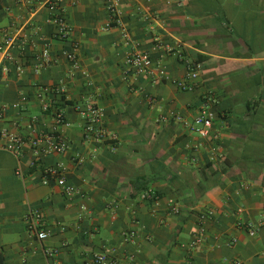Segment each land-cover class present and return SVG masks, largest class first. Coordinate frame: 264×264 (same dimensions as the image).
Masks as SVG:
<instances>
[{
  "label": "crops",
  "instance_id": "0c3cea01",
  "mask_svg": "<svg viewBox=\"0 0 264 264\" xmlns=\"http://www.w3.org/2000/svg\"><path fill=\"white\" fill-rule=\"evenodd\" d=\"M49 1L0 0V130L25 140L12 153L0 137V264H91L111 248L115 264H264V226L250 236L239 224L258 223L264 207V0H115L119 25L107 0H62L60 10ZM58 12L71 27L65 40L50 22ZM8 33L25 43L6 58ZM157 39L180 46V56L155 49ZM73 42L76 65L67 56ZM136 48L172 80L134 74L127 58ZM44 49L51 60L43 66ZM190 65L198 77L182 90L172 81ZM90 105L116 142L86 137ZM203 106L215 114L208 138L193 127ZM56 111L68 126L56 125ZM54 130L69 150L32 167L30 139ZM57 164L84 198L42 184L40 165ZM147 192L157 205L142 199ZM34 208L51 233L42 242L26 228ZM46 249L58 255L48 259Z\"/></svg>",
  "mask_w": 264,
  "mask_h": 264
},
{
  "label": "built area",
  "instance_id": "2783aa9c",
  "mask_svg": "<svg viewBox=\"0 0 264 264\" xmlns=\"http://www.w3.org/2000/svg\"><path fill=\"white\" fill-rule=\"evenodd\" d=\"M172 1L177 4H181L182 0ZM61 2L62 0H50L48 3L51 8H57L58 10H60ZM107 2L109 13L113 17L112 23L115 25H119L121 23V12L117 8V2L115 0H107ZM50 22L56 26L57 35L59 38L63 40L69 38L71 34V27L61 12L54 14L53 17L50 19ZM122 39L127 44L131 41L130 35L127 30L122 31ZM24 43V38L21 39L20 36L16 34L8 33L3 46V52L5 54V57L9 58L11 56V52H13L16 48H19V46L21 47V45L23 46ZM79 47L80 45L77 42H73L71 45V49L67 52L68 59L74 62L75 65L77 64V55ZM154 48L160 50L162 49L166 53L174 56H180L179 54L182 51L180 46L172 48L171 45L164 44L161 39L156 40ZM40 58L43 62V66L48 64L51 60L49 50L44 49L41 52ZM127 64L130 70L136 75H146L152 78V80L156 81L172 80L169 74L167 73L165 67L161 63H155L150 57L149 53L142 51L139 48H136L129 54L127 58ZM189 68V73L185 79L172 81L178 88L182 90L190 89L191 87L189 81L198 77V66L190 65ZM4 70L6 71L5 68ZM18 71L19 73H21L22 69L19 68ZM41 90L42 91L38 92V97H41L42 92L45 91L44 88H41ZM26 100L27 98L23 96L21 98V102L18 103L16 107H20L21 103L25 102ZM49 110L50 108L47 103L42 105V111L44 113L49 112ZM88 113L89 115L87 119V125L85 127L86 137L89 138L90 136H92L97 142H105L106 140L116 142L117 137L115 135L107 139V133L102 124L101 110L94 105H90L88 107ZM214 118L215 114L208 106H203L201 108L200 112L197 114L193 122V127L195 128L199 136H201L202 138H208L211 135ZM54 120L56 125H69L68 123H66L62 112L56 111L54 113ZM0 137L5 140L4 149L12 153H18L25 143V140L22 136L12 134L6 129L0 130ZM29 142L35 156V159L31 162L32 167H36L39 164L38 162H41L43 156H46L47 154L51 153H64L70 148L68 141L63 137L61 133L56 130L50 133L39 132L38 135L31 138ZM40 166L42 167V184L49 185L51 182L54 181L57 185L62 188L64 195L67 199H72L74 197H85L84 192H82V190H80L78 187L67 184L65 178L66 167L63 164H57L55 166ZM17 174L22 176V172H20V170H18ZM141 197L142 199H154L156 205L159 203L158 198L151 192L144 193ZM168 206L171 207L173 214L179 213V208L172 200L168 201ZM81 211H87L86 207L82 206ZM213 216L214 212L212 211L203 213L199 215V221L200 223H206ZM25 223L27 231L37 241L42 242L50 237L51 233L44 227L43 216L40 209H30L25 216ZM239 224L244 225L248 229V234L250 236H254L256 234L255 228L264 226V207L258 220V223L243 224L242 222H239ZM133 235V232L125 234V241H129ZM203 235V232L199 231L191 241L190 246L194 247L199 244L203 239ZM233 242H235V240ZM112 251L113 249L111 248L106 250V252L95 254L91 260V264H115L114 260L111 258ZM58 252V249L44 250L45 256L48 259L57 256ZM237 264L241 263L238 262Z\"/></svg>",
  "mask_w": 264,
  "mask_h": 264
},
{
  "label": "trees",
  "instance_id": "16d2710c",
  "mask_svg": "<svg viewBox=\"0 0 264 264\" xmlns=\"http://www.w3.org/2000/svg\"><path fill=\"white\" fill-rule=\"evenodd\" d=\"M137 188H138V187H137ZM141 189H142V188H140V189H137V190H139V191H140Z\"/></svg>",
  "mask_w": 264,
  "mask_h": 264
}]
</instances>
